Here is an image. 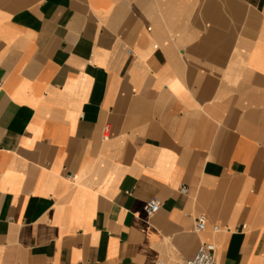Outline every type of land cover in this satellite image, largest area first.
I'll return each mask as SVG.
<instances>
[{"label":"crops","instance_id":"crops-1","mask_svg":"<svg viewBox=\"0 0 264 264\" xmlns=\"http://www.w3.org/2000/svg\"><path fill=\"white\" fill-rule=\"evenodd\" d=\"M207 242L264 264V0H0V264Z\"/></svg>","mask_w":264,"mask_h":264},{"label":"built area","instance_id":"built-area-1","mask_svg":"<svg viewBox=\"0 0 264 264\" xmlns=\"http://www.w3.org/2000/svg\"><path fill=\"white\" fill-rule=\"evenodd\" d=\"M132 53L133 51L130 50ZM180 191L183 194L189 192V187L184 185L181 187ZM161 208V201L158 198L151 199L146 206L147 213L153 215L159 211ZM197 230L201 231L207 227V218L205 215H200L196 219ZM221 228L219 225H214V231L218 232ZM218 247L215 243L207 242L203 243L197 253L189 259L181 260L173 263H166L163 260H159L157 264H220L217 257Z\"/></svg>","mask_w":264,"mask_h":264}]
</instances>
